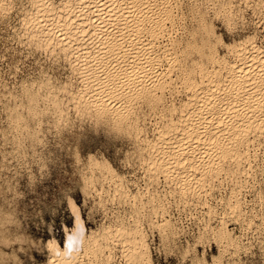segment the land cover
Returning <instances> with one entry per match:
<instances>
[{
    "label": "bare ground",
    "instance_id": "1",
    "mask_svg": "<svg viewBox=\"0 0 264 264\" xmlns=\"http://www.w3.org/2000/svg\"><path fill=\"white\" fill-rule=\"evenodd\" d=\"M6 1L9 0H0V11L5 8ZM209 1L213 5V10L219 16L226 17L233 12L232 0ZM168 2L169 0H30V6L23 9L21 17L22 31L26 34L27 41L30 42L31 45L33 42L36 46H41L47 51H51V53L54 51L62 52L72 69L75 70L74 72H76V70L78 71L76 74L79 75L81 83L79 88L72 91L70 99L69 93L63 91L58 85L45 83L42 77L32 79L31 81H20L19 90H21V92L19 91V94L13 90L14 86L11 88L7 86L5 82L2 84L0 80V91L5 99L3 106L6 105L7 108L6 117L10 131L12 130L11 128H16L17 126L18 128L23 126V131L27 130L25 128L29 126L27 124L28 115H35L40 111L46 115H50L56 121L66 120L70 108L77 113H90L104 120L107 118L117 125H122L121 117L126 108L132 106L133 101H162L165 96L163 97L160 92L164 93L166 90L169 91L174 89L176 85H178L177 81H180V88L182 86L188 92L185 98L179 101L180 110L183 111L185 115L179 118V125H175L172 123L171 114H169L168 124H163L159 127L155 125L154 138H145L147 144L152 148L147 157L148 159H145L147 168L152 171V173H160L159 175H165V177L174 180L175 182H173L179 185V188L176 189H178L180 194L187 193V196L189 194L192 195L194 190L201 188L202 185H205L204 183H210L215 177L214 173L219 171L222 173L225 171L229 173L230 168L228 167L226 169L227 166L224 167V163L222 164L224 160L228 159L232 162L234 166L231 170L233 169V171H235L236 167V173L240 171L242 168L241 163L248 155L249 139L262 138L264 140V51L260 50L259 45L255 47L250 45H236L235 47L226 49L225 54H221L219 51V47L221 46L220 37L216 35L213 24L205 19V9L201 10L197 8H194L192 11L195 13L197 26L200 30V43H198L196 39H193L196 33L193 32L191 33L193 40L187 41L184 47H182V45L181 47L183 49L175 48L173 44L170 48L166 45L157 46L159 43L156 45V42L160 35L162 38H165V35L167 37L166 33H168V30L166 22H171L174 17V12L169 9L171 7H169V5L173 6V4L168 5ZM208 7L212 8V6ZM211 8L210 11L212 12ZM179 11L181 12L180 9ZM14 15V17H16V14ZM4 21L7 20L5 19ZM2 26L7 27V25ZM22 31L20 34H22ZM168 37L170 38V35ZM176 40L178 39L176 38ZM6 41L4 40V44ZM3 45L1 46L3 47ZM21 50L24 51L23 49ZM22 51L20 53H22ZM193 52L196 53L195 58H191ZM22 55L24 54H21V56ZM15 57L17 58V56ZM25 62L27 63V61ZM63 63H65V61ZM163 64L167 66V69H164L166 67H164L163 70L160 69V66ZM42 66L40 65V67ZM10 69H12V67ZM177 69L180 71L179 76L175 75ZM197 74L199 77H196ZM48 79L51 80L52 78L49 77ZM163 95L166 94L164 93ZM60 97H65V100ZM171 100H173V98ZM169 102L168 106L172 107V101ZM64 103H66V106H63ZM1 108L3 109V107ZM172 110L173 112L176 111L175 108ZM3 120L6 121V119ZM169 125H171V127ZM175 127H179L180 131L175 135H169ZM152 128L154 127L152 126ZM28 132L30 131L28 130ZM35 134L38 135L37 133ZM250 134L252 138H250ZM6 135L8 136V134ZM27 136L31 137V134ZM24 137L26 136L24 135L23 138ZM181 137L185 138L186 143L181 142ZM166 140L170 141V143L165 146ZM38 141L39 140H36L35 142ZM16 142L14 141V143ZM173 144L182 150L183 156L176 151ZM252 146L253 148L256 147V145ZM257 152H259V150H257ZM17 153L14 154L17 155ZM31 154L33 153L31 152ZM185 158L187 159L185 160ZM88 159L89 161L86 169L89 171V182L94 186H96V181L100 183L98 187L95 188L98 196L101 197L102 194H108L110 192L114 197L130 198L132 206L135 209L140 205V208L145 207L143 206L144 203L141 201L142 194L134 193L129 189L127 180L117 172L118 170L116 171V169L112 167L109 161L100 160L93 156H89ZM206 162L210 165L205 166ZM181 164H183V167H181ZM74 166L76 167V164ZM239 173L241 174V172H238V174ZM227 175L228 174H226V176ZM74 176L76 175L74 174ZM87 177L85 176L84 178L87 179ZM158 177L160 178V176ZM213 180H216V178ZM218 181L219 180H217V182ZM236 181L239 180L237 179L235 182ZM5 183L8 182L5 181ZM104 185L107 187L105 188ZM89 186L91 187V185ZM146 190H148V188ZM107 198L106 196V199ZM186 198H184V201H186ZM232 198L231 195L228 200ZM210 200H212V197ZM150 202L153 203L152 201ZM197 202L199 203V201ZM70 204L72 206L71 211H74V224L71 229L65 226L63 227L65 238L62 244L57 238L47 241L46 251H48V256L45 264H105V261H107L108 264H114L115 262L112 260V256L114 255L113 248H116L115 245H119L122 256L125 257L128 264H152L151 246L149 247L147 240L148 234L145 228L149 227L150 229H156L160 232V236H165V238L179 236L177 233V235H175V230L173 228L174 224L171 223L170 219H166L164 223L160 224L159 219L161 217L163 218V215L158 214L154 206L151 208V210L153 209L155 212L152 211L154 216L152 215L148 220L146 219L148 227L142 225L137 209V215L135 214L131 217V223H128L129 221L125 222L124 219L121 218L113 223L112 226L109 222L110 225L106 223L108 226H103L100 230L90 231L86 228L84 220L78 208H76L77 206L74 201H71ZM226 209L228 210L226 214L231 216L233 212L236 211L235 208L230 209L227 207ZM7 210L9 211V209ZM3 213L5 212L3 211ZM104 214H106V212H104ZM144 214H146V212H144ZM195 215L197 214L195 213ZM9 216H12V214ZM189 216L192 217V215ZM5 217L6 216H4V218ZM227 228L222 223L219 224L217 228L205 227L202 232L199 228L201 234H198L199 237L197 238L199 240L197 239L198 241L196 240V242L201 244L205 234H208V230H211L212 236L219 246L223 247L221 249H225L226 252L228 249H232V245L237 244V239L235 240L233 238L232 233ZM18 235L24 238L22 232ZM177 238L180 240L179 237ZM16 240L18 239L16 238ZM5 241L7 242V240ZM197 248L199 249V247ZM197 248L194 245L191 246L187 244L185 254L190 257L191 264H209L206 260V253L203 252L199 255L200 253H197ZM214 256L216 255L214 254ZM220 258L221 257L214 258L213 263L224 264ZM186 259L188 258L186 257ZM122 260L124 261V259Z\"/></svg>",
    "mask_w": 264,
    "mask_h": 264
},
{
    "label": "rangeland",
    "instance_id": "2",
    "mask_svg": "<svg viewBox=\"0 0 264 264\" xmlns=\"http://www.w3.org/2000/svg\"><path fill=\"white\" fill-rule=\"evenodd\" d=\"M190 1L187 0V3L184 4L182 7H180V10H181V12H180L179 10H177L178 0H176V1L175 0H171V1L169 0L168 5L169 4H173V6L172 5H169V7L170 6L171 7L170 8L168 7V8L170 10H172V12H174L173 20L171 22L170 21L166 22L167 23L166 26H167V30H168V33H166V34H167V38H169L168 37L169 35H170V38L169 39H165V38H162V36L160 35L159 36V39L156 42V45L159 43L157 46L166 45L168 48H170V47H172L171 45L173 44V45H175L174 46L175 48L183 49L182 47L185 46V44H186L187 41H190V40L192 41L193 39H196V41L198 43H200V35L201 34H200V30L198 29V26H197V20H196V17H195V13L192 11L194 8L195 9L196 8L197 9H201V10H204L205 9L204 10V11H206L205 12V19L213 24L214 29L216 31V35L219 36L217 34L218 33L217 22H218V20L221 19V17L222 18H224V17L223 16H219V15H217L215 13V11L213 10V5L211 4V2L209 0L208 1L207 0H193V1L190 0ZM247 1H249V2H247ZM21 2H22V0H20V1L19 0H17V1H15V0L6 1L5 8L2 11H0V21H1L0 22V32L2 31L0 33L1 34V37H0V62L4 61V57H7L8 60H10V61L13 60L12 62L14 64L16 63L15 66L17 68H20V67H22L25 64H29L28 62L31 61V59L34 62L33 63L31 61V63H32L31 65H36L37 64L36 66H40V65L42 66L44 64H48L49 63L48 61H50V59H51L55 63H58V64H61L62 63L64 65L70 66V64L67 61V59L63 56V53L62 52H60V51H54V52L51 53V51L49 52L45 48H43L41 46H36L33 42H32V45H31V43L27 41V36L22 31L23 30L22 29L23 27L21 26V17H22L23 9L24 8H28V6H30V0H24V2L27 3V7L18 8L16 5L18 3H21ZM246 3H250L252 5H256L257 6V7L251 8L252 13H253L254 16H257L258 17L261 12H264V8H263L264 7V0H254V1L253 0H246ZM208 6H212V8L211 7H208ZM210 8H211V10H212L213 13L210 11ZM261 10H263V11H261ZM247 11H249V9L246 7L245 8V12H247ZM14 14H16V17H14L15 16ZM20 14H21V16H20ZM216 16H217L218 19L216 18ZM5 19L8 22L7 21H4ZM179 22H181V23H179ZM2 25H7V27H4ZM169 25H171L172 28ZM190 25H191V27H190ZM175 26H176V28H175ZM170 28H171V30H170ZM190 28H192V29H190ZM177 30H179V31H177ZM21 31H22V34H20ZM171 31H172V33H171ZM184 31H186V32H184ZM193 32L194 33L196 32L194 38L191 35V33H193ZM15 33H17V34H15ZM11 37H12V39H11ZM165 37H166V35H165ZM5 38L7 39V41L8 40H11V41H8L9 42L8 43ZM176 38L178 40H176ZM4 40L6 41L5 44H4ZM15 42H16V44H15ZM1 45H3V47ZM21 47H23V48H21ZM24 47H25L26 50L24 49ZM220 47H219L220 53L221 54H225L226 53L225 49H221L222 47L221 48ZM33 48L36 51H34ZM21 49H23L24 51H22ZM42 49H45V50H42ZM21 51H22V53H20ZM25 51H28V52H25ZM27 53L30 54V55H28ZM21 54H24V55L21 56ZM9 55H11V56H9ZM27 55H28V57H27ZM34 55H36L37 57L34 56ZM15 56H17V58ZM25 56H26V58H25ZM193 57L194 58L196 57V53H194V52L191 54V58H193ZM16 60H19V61H16ZM60 60H61V62H60ZM63 60L65 61V63H63L64 62ZM14 61H16V62H14ZM25 61H27V63ZM38 62L40 63V65H39ZM12 65L13 64H11V63L10 64H7L6 69L5 70L3 69V71H2V69H0V71H1L0 72V80H1V83L4 84V82H5V84L7 86H8V83H6V81H4L2 79V74L11 73L12 70H13V66ZM8 66L10 68L12 67V69H10ZM42 67H41V69H43ZM160 67H161L160 69H162V70H163L164 67H166L164 69H167V66H165L164 64L162 66H160ZM70 68H72V67L70 66ZM77 72L78 71L76 70L75 73H77ZM12 75H14V76H12ZM12 75L10 76L11 77L10 79L13 82L12 87L14 86L16 88L15 89L13 87V90L16 91V92H18V94H19L21 92V90H19V87H17V84L20 85L19 83H21L24 80L27 81V79H19L18 80V74L13 73ZM38 76H39V74H38ZM78 77H79V75H78ZM196 77H199V75L197 74ZM182 88L183 87L181 86V88H180V84H178V85H176V87L174 89H171L169 91L166 90L167 93L164 91V93L166 95H163L164 93H161V92H160V94L163 97L165 96L163 99L164 100H167V101L168 100L169 101H173L171 99L178 96L175 99L179 102L180 99H184L185 96L188 94V92L184 88L183 89ZM174 93H175V95H174ZM0 96H1L0 97L1 100L3 101V103H2V101L0 100L1 101V103H0V119H1L0 120V128H1L0 129V137H7L8 139L6 138V141L7 140H10L11 141V144L13 145V148L15 147L13 149L14 151H11V152L12 153L13 152L14 153H17L18 152L19 153V154L17 153V155L14 154V153L12 154L11 152L8 153V154H10V156H12V155L15 156V157H13V156L12 157H13V161L16 164V167H13V168L12 167L5 168L3 166L4 165L3 161L0 160V171H9L10 170L14 175L18 174V169L19 170H22L24 172H27L28 173V177H29V181H30L29 187L32 189V191L28 195H34V197H35L34 199H29L27 201V203H19V202H16V201H13V200L11 201L10 200V201H8L9 203L7 202V205H8L7 207L0 206V208H1L0 210L2 211V212L0 211L1 218L5 219V220L7 218L8 219H11L12 218V219H15V220L17 218L19 219V220L18 219L16 220V222H18V223H16L17 232H18V234H21V232H22V235L24 236V238H21L22 237L21 235H14V239H15V242L16 243H18V244L21 243V251H23L26 255H31L32 249H35L37 252H39L41 255L44 256L45 261H46L47 256H48V251H46V243H47V241H49V240H51L53 238H57L59 240V242L62 244L63 241H64V238H65V233H64V228L63 227L65 226L66 228L71 229L72 226H73V224H74V219H75L74 217L75 216L73 214L74 211H71V209H72V206L70 204L71 201H74L75 205L77 206L76 208H78V211H79V213L81 214V216H82V218L84 220V223H85L86 228L88 230H90V231H92V230H100L103 226H108V224H106V223H109V222L111 223V226H112L113 223H115L117 220H119L121 218L124 219L125 222H128L129 221L128 223H131L130 222V220L132 219L131 217H133V215H135V214L137 215V209L139 211L138 215L141 218L142 225H144V227H148L147 226V220L152 215L154 216V213H155L153 211V209L151 210V208L153 207V203L150 202L151 200L148 201V203H147L148 205L144 203V205H143V206H145L144 208H140L141 207V205H140L137 209H135L132 206V202L130 201V198H119L117 196L114 197L112 194H110V192L108 193L109 196H108L107 193L102 194L101 197L98 196V194L95 191V188L98 187V184H100V183L96 181L97 182V183L95 182V185L96 186H94L93 184H91L89 182L90 181L89 171L86 169L87 168V165H88V161H89V159H88L89 156L96 157L97 159H100V160H107V161H109L108 158L104 155V153L101 152V151H99V149H97L95 153H93L91 151V148L96 144L97 139H98V136H97V139L91 138L92 135L94 133H99V131L101 129H105V128H116V129H120L122 127V125H117L116 123L112 122L111 120H109L107 118H106V120H104V119L99 118L96 115H93V114H90V113L89 114H85V113H81V112L80 113H77V112H75V110H73L72 108H70L68 110V118L66 120H63V121H65V122L71 121L75 125H76V122H77V125H78V129L77 130H78L79 133H82L83 135H78L77 136V146L76 147L71 148V149H69V148H64L63 149L64 155H63L62 158L57 157L56 160H52L51 157H52V155H54V153H49V159L47 161H45L44 158H43V156H42V152H41L42 140L39 138L40 137L39 136L40 135L39 133L42 132V129H40V128L33 129L30 126L29 123H27L29 125L28 126L29 129L28 128H25V129H27L25 131H23V129H24L23 126H21L20 128H18V126L16 128H11L12 129L11 131L8 128L7 132L4 131V129H2L3 127L1 126V124L2 123L3 124L7 123V117H6L7 108H6V105L3 106L4 105V102H5L4 101L5 99L1 95V91H0ZM168 97H169V99H168ZM60 98L63 99V100H65V97L64 98L63 97H60ZM163 99H162V101H163ZM169 101H168V103H170ZM139 102H145V101L139 100ZM63 106H66V103H64ZM1 107H3V109ZM161 110L163 111V109H161ZM2 116H3V118H2ZM3 119H6V121L3 120ZM1 121H2V123H1ZM78 121H79V123H78ZM81 122H83L84 124L81 123ZM152 126L154 127V128H152L153 133H154L153 135H149L147 132H145L144 135L142 136V138L139 141H136L135 142L136 149L139 152V157H138V161L137 162L140 165H142L141 166L142 167L141 171H144L145 176L148 178V185H145V189H147L149 187V185H152V184H160L161 182L167 183V182H173L174 181V180H171L170 178L165 177V175H163V176L162 175H159L160 173H158V175H156L155 178H154V176H153L154 173H152V171H150L147 168V164H146L145 159L146 160L148 159L147 157H148V155H149V153H150V151H151L152 148H151L150 145L147 144V140H145V138H147V139H153L154 138L155 129H156L157 126L155 127V124H153ZM15 129H16V131H15ZM21 130H22V132H21ZM28 130L30 132H28ZM1 133H2V135H1ZM35 133H37L38 135H36ZM6 134H8V136L9 135L10 136L8 137ZM26 134L27 135H30L31 134V137L30 136H27ZM24 135L26 137L23 138ZM27 137H29L30 139L27 138ZM250 138H252L251 137V134H250ZM24 139H26V140H24ZM36 140H39V141L38 142H35ZM253 140H254V142H253ZM14 141L15 142L17 141V142L14 143ZM262 141H264L262 138H260V139H255V138L253 139L252 138L251 140L249 139V143H248L249 144L248 155H252L253 154L252 156L255 159L254 156L255 155H258L260 153L261 148L264 147V144H262ZM17 143H18V145H17ZM253 143H255V144H253ZM16 145H17V147H16ZM252 145H254V146L256 145V147L253 148ZM7 146L8 145L6 143L5 144V147H7ZM255 148H257V149H255ZM257 150H259V152H257ZM31 152L33 154H35V155L31 154ZM69 152H71V155H69ZM254 152H255V154H254ZM25 154H28V155H25ZM3 155H4L3 151L0 150V157H2ZM23 155H25V156H23ZM74 155H75V158H74ZM18 158H20V159H18ZM214 158H216V157H214ZM246 159H247V157L245 158L244 161H246ZM57 160L59 161L58 166H57ZM244 161L241 163L242 167L245 164ZM49 163L52 164V168H48L47 167V165ZM74 163L76 164V167L74 166L75 165ZM21 164H22V168H21ZM222 164H223L224 167L227 166L226 169L228 167L230 168L229 173H226V171L223 172L224 174L222 172H220V171L217 172V173H214L215 174V177L213 179L216 178V180H213L212 179L211 180L212 182L210 181V183L209 182L208 183H204L205 185H202L201 186V188H203V189H208L210 191L211 195L205 196L203 194V192H201L199 190L201 188H198V189L194 190V193L192 195L191 194H189L188 196L187 195L186 196L185 195H181V200L183 199L182 200L183 201V204L185 202L184 206H185V208H187L186 209L187 214H186V222L183 225H181L179 229H177L175 226L173 227L174 230H175V235L178 234L179 236L165 238V236L164 237L160 236V232L158 230H156V229H150L149 227L148 228H145L147 230V234H148V239L147 240H148V243H149V247L151 246L150 249H151V253H152V264H161V262H162V264H172V260H175V264H191L190 257L187 254H185L186 253V249H187V244L188 245L190 244L191 246L194 245L196 248L199 247V249L197 248V253L198 254L200 253L199 255H201V253H203V252L206 253L205 254L206 255V258H207L206 260H207V262L209 264H217V263H213V259L214 258L216 259V258H219V257H221L220 260L224 263V259L223 258L225 256V253L231 251L232 249H228L226 252H225V249L224 250L221 249L223 247L222 246H219V244L217 243V241L215 240V238L212 236L211 230H208L209 231L208 234H205V237L203 238V241H201V244L198 243V242H196V240L198 239L197 237H199V235L201 234L200 231L202 232V230H204L205 227H214V228H217V227H219V224H221V223L226 228L228 227L227 229L232 233L233 238L235 240L237 239L236 240V243L237 244H243L244 243V241L242 239V236H247L248 233L244 231L243 225H241L240 227L233 226V227H231V230L232 231L230 230V224L231 225H236L238 221H241L242 222L244 220V217L243 216H237V215H234V216L232 215L233 216L232 217L231 215L226 214V213H228V210L226 209L227 208L226 202L229 199V197H231V194L228 191V189L234 183H236L235 185H239V186L240 185H244V186H240V187H247V184H246V176H247V173L246 172H247V170L245 169L243 172L237 171V173H236V170H237L236 167H235V171H233V169L231 170V168L234 165L228 159L222 161ZM208 165H210V164H208L206 162L205 163V166H208ZM7 169H9V170H7ZM33 169H35L36 171L33 172L32 171ZM117 170L118 169H116V171ZM117 172L123 176V174H122V172L120 170H118ZM238 172H241V174L240 173L238 174ZM230 173L231 174H234V175H231ZM74 174L76 176H74ZM226 174H228V175L226 176ZM236 174H238V175H236ZM85 176L86 177L88 176L87 177L88 180L86 178H84ZM158 176H160V178ZM242 176H243V178H242ZM74 177L77 178V179H75ZM221 177H222V179H221ZM224 178L226 179V181H225ZM85 179H86V181H85ZM237 179L240 182L239 181H236L235 182V180H237ZM253 179H254V177H253ZM7 180L8 179L5 180L6 182H8V183H6L7 186L8 187L11 186L10 188L13 190V193H16L17 192V189H19L21 187V185L19 183H17L13 187L11 181L10 180L7 181ZM217 180H219L221 182L218 181L219 182L218 183ZM230 180H231V182H230ZM213 181H215V182H213ZM83 182H84V184H83ZM130 182H131L130 180H127L128 187H129V189L132 190V187L133 186L131 185ZM212 183H213V185H212ZM174 184H176V183H174ZM89 185H91L92 188ZM225 185H226V188H225ZM93 186H94V188H93ZM104 187L106 188L107 186L104 185ZM14 190H15V192H14ZM173 193H180V192L178 191V189H176L174 187L172 189L171 194H173ZM181 194H183V193H181ZM195 194H197L199 196H197ZM18 195H19L20 200H23L24 199V196H25V193L23 191H21V192H19ZM202 195L204 196V198H203ZM106 196L108 197L107 199H106ZM182 196H184V197H182ZM98 197H100V198H98ZM211 197H212V200H210ZM184 198H186L185 199L186 201H184ZM189 199H191V200H189ZM188 200L190 201V203H189ZM196 200L199 201V203ZM213 200H214V202H213ZM77 201H79V203H77ZM194 201H196V202H194ZM11 203H13V204H11ZM177 203H180V201H177ZM102 205H105V206H102ZM7 209H9V211ZM208 209H209V211H208ZM3 211L5 213H3ZM143 211L146 212V214H144ZM104 212H106V214H104ZM194 212L197 215H195ZM9 213L12 214V216L14 218L12 216H9L10 215ZM253 213H252L253 215H256L255 212H253ZM189 215H192V217L189 216ZM4 216H6L7 218L6 217L4 218ZM46 216L48 217V219H45ZM15 217H17V218H15ZM143 217H146V218H143ZM166 219H170L171 220V223L174 224L173 223V220H172L173 218L171 216H169L168 218H165V219H164V217L163 218L161 217L159 219L160 224L164 223L166 221ZM191 219L192 220L194 219V220L192 221ZM110 223H109V225H110ZM212 225H214V226H212ZM20 226H21V229H20ZM196 226H198V227H196ZM194 227L195 228H198V229H195ZM199 228H200V231H199ZM33 229H35V233H33V231H32ZM233 230H234L235 233L233 232ZM36 234H38V236H39L38 239H34V235H36ZM185 235H186V237H185ZM45 237H47V239H45ZM177 237H179L180 240H178ZM16 238L18 240H16ZM149 238H150V241H149ZM19 239H20V242H19ZM158 239H160L159 240V243H157V240ZM161 239H162V241H161ZM173 241H174V243H173ZM181 241H182V243H181ZM8 242L9 241H7V242L5 241L4 244L5 245H8ZM198 244H199V246H198ZM26 245H30V247H25ZM185 245H186V247H185ZM213 245H215L216 249L219 250L218 253L215 254L216 256H214V254H213ZM115 246H116V248L115 247L113 248L114 254L118 251L119 252V256L122 259H124V261L122 260L123 263L121 262V264H125V263L128 264V261L125 259L124 256H122V252H121V249H119V245H115ZM198 250H200V251H198ZM238 250H239V248H238ZM15 256H16L15 253H13L11 255H8V254H5L4 252H0V264H6V261L9 260V259L15 260ZM186 257L188 259H186Z\"/></svg>",
    "mask_w": 264,
    "mask_h": 264
},
{
    "label": "snow or ice",
    "instance_id": "3",
    "mask_svg": "<svg viewBox=\"0 0 264 264\" xmlns=\"http://www.w3.org/2000/svg\"><path fill=\"white\" fill-rule=\"evenodd\" d=\"M186 3L187 0H178L177 10ZM16 6L18 8L27 7V3L22 0ZM232 7L233 12L217 22V34L220 37L221 47L226 50L236 45H250L253 47L259 45L260 50L264 51V12H261L258 17L254 16L250 9L256 7V5L246 3V0H232ZM246 7L249 9L247 12H245ZM10 63L13 64L12 72L2 75V79L8 83L9 87L13 85L10 79L13 73L18 74V79L29 81L42 77L45 83L58 85L63 91L69 93L70 99L72 91L80 87L81 81L78 75L72 68L62 63L57 64L50 60L41 69L40 66L31 65V61H29V64L17 68L12 61L5 57L4 61L0 62V69H6L7 64ZM179 74L180 71L177 69L175 75L179 76ZM49 77L52 79L49 80ZM179 83L180 81H177V84ZM17 87H19L18 84ZM173 108L176 109L175 112H173ZM169 114H171L172 123L175 125H179V118L185 115L180 110L179 102L175 98H173L172 107L168 106L167 100L156 102L133 101L132 106L126 108L121 117L122 127L120 129L105 128L92 135L91 138L97 139L98 136V139L91 151L95 153L99 149L103 152L111 162L112 167L120 170L124 178L131 181L132 191L142 194L141 201L147 204L151 200L158 214H162L164 218L171 216L174 226L179 229L186 222L187 214L181 195L186 196L187 193L170 195L169 193L172 192L174 187L179 188V185L173 182L152 184L146 190L145 185H148V178L145 176L144 171H141V165L137 162L139 152L135 146V142L139 141L145 132L149 135L154 134L153 124L157 127L168 124ZM28 123L33 129H42L39 138L42 140L41 152L45 161L49 159V153H54L51 157L52 160H56L57 157L62 158L64 155L63 149L76 147L77 136L83 135L78 132V126L71 121H56L42 111L37 112L35 115L29 114ZM169 126L171 127V125ZM2 127L4 131H7L9 125L5 123ZM179 131V127H175L169 135H175ZM180 139L182 143H186L184 137ZM6 143L7 147H5ZM168 143L170 141L166 140L165 146ZM262 144H264V141H262ZM173 147L181 156L184 155L180 148L174 144ZM0 150L4 153L0 157L4 167H16L13 157L8 155L9 152L13 151L11 141H6L5 137H0ZM69 155H71V152H69ZM58 164L59 161L57 160V166ZM47 167L52 168V164L49 163ZM181 167H183V164H181ZM245 169L247 170V187L233 184L229 188L233 198L228 200L226 204L230 209H236L233 215L244 217L242 222L238 221L236 225L230 224V230L233 226L240 227L242 223L243 229L248 235L242 236L243 244H234L232 250L225 253L224 264H264V147L261 148L255 159L252 155L247 156L240 171L243 172ZM32 171L35 172L36 170L33 169ZM156 175L158 174H153L154 178ZM6 179L11 181L13 187L17 183L21 185L16 193H13L12 189L7 186ZM29 183L27 172L18 169V174L14 175L11 171H0V206L7 207V201L9 200L27 203L29 199H34V195H28L32 191ZM21 191L25 193L23 200H20L18 195ZM200 191L205 196L211 195L208 189H200ZM177 201H180V203H177ZM253 212L256 215H253ZM45 219H48V217L46 216ZM32 231L35 233V229ZM14 235H18L16 220L0 218V252L8 255L16 254L15 260L9 259L6 264H45L44 256L35 249H32L31 255H26L21 251V245L15 242ZM38 238V234L34 235V239ZM5 240L9 241L7 246L4 244ZM157 243H159V239ZM25 247H30V245ZM237 248H239V251H237ZM218 251L213 245V254H217ZM112 260L115 264H121L122 258L119 256L118 251L112 256ZM105 264H108V262L105 261ZM172 264H175V260H172Z\"/></svg>",
    "mask_w": 264,
    "mask_h": 264
}]
</instances>
